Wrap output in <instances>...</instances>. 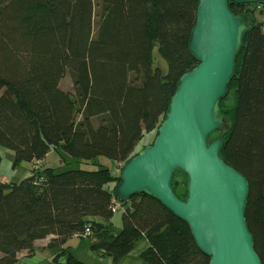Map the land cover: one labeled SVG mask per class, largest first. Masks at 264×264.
<instances>
[{"label":"trees","instance_id":"trees-1","mask_svg":"<svg viewBox=\"0 0 264 264\" xmlns=\"http://www.w3.org/2000/svg\"><path fill=\"white\" fill-rule=\"evenodd\" d=\"M258 5L264 7L230 2L238 14L252 12L255 22L221 100L231 124L221 154L249 181L246 223L264 264ZM197 8L196 0H0V144L13 149L14 165H31L18 182L0 180V264H15L23 250L48 237V247H61L49 264H87L63 247L87 224L92 247L117 263L145 240L141 259L148 264H209L189 225L147 194L121 202L122 226L115 225L121 176L98 160L104 155L124 165L146 146L135 153L146 132L157 133L181 76L198 64L189 50ZM67 74L72 89L62 86ZM53 151L60 165L35 166ZM65 154L84 166L69 168ZM187 184V175L175 171L172 186L181 199Z\"/></svg>","mask_w":264,"mask_h":264},{"label":"water","instance_id":"water-1","mask_svg":"<svg viewBox=\"0 0 264 264\" xmlns=\"http://www.w3.org/2000/svg\"><path fill=\"white\" fill-rule=\"evenodd\" d=\"M196 1L189 50L198 64L181 76L153 142L122 167L114 195L121 202L138 193L157 199L189 225L209 264H263L246 223L249 181L221 154L231 128L221 100L255 22L252 12L238 14L230 2L264 5V0ZM177 170L188 177L184 199L172 186Z\"/></svg>","mask_w":264,"mask_h":264},{"label":"rangeland","instance_id":"rangeland-1","mask_svg":"<svg viewBox=\"0 0 264 264\" xmlns=\"http://www.w3.org/2000/svg\"><path fill=\"white\" fill-rule=\"evenodd\" d=\"M254 8V7H253ZM264 7L258 6L255 9L256 18L259 20H264ZM261 9L263 13H261ZM62 86L66 89H72V80L69 74H67L62 80ZM233 91L230 94V103L232 104ZM156 136L154 131L146 132L144 138L139 142L135 153L140 150L144 145L151 144ZM217 136V135H216ZM215 136V137H216ZM0 178L9 179V181L18 182L23 178L27 177L30 173V163L27 161L21 162L19 165H14V151L11 148L3 146L0 144ZM66 160L69 164V168L83 167L84 164L76 162L71 156L65 154ZM100 162L108 165L111 170H116L119 173L124 166L122 163L110 159L107 156H100L98 159ZM61 162V155L59 152H52L50 162L47 163L52 166H58ZM118 163V164H117ZM117 164V166H116ZM117 167V168H115ZM120 174V173H119ZM180 182H184V178L178 177ZM185 184H182L180 190L183 191ZM183 193V192H182ZM113 221L119 228L122 226V217L120 212H116L113 217ZM92 238H76L75 245H73L76 256L81 260L85 261L87 264H148L142 259H132L128 257H123L118 263L114 261L112 256L103 254V250L99 248L92 247ZM129 255V254H128ZM49 258V259H48ZM51 258L48 256L47 252L44 250H37L36 253L29 256H22L17 260L15 264H49Z\"/></svg>","mask_w":264,"mask_h":264},{"label":"crops","instance_id":"crops-1","mask_svg":"<svg viewBox=\"0 0 264 264\" xmlns=\"http://www.w3.org/2000/svg\"><path fill=\"white\" fill-rule=\"evenodd\" d=\"M51 156H52V152H50V154L46 157V158H44L43 160H41V164H47V163H49L50 162V158H51ZM118 164V163H117ZM117 164H116V166H117ZM115 168H117V167H115ZM114 171V173L117 175V174H119V173H117V171L116 170H113ZM0 180L1 181H9V179H5L4 177L3 178H0ZM96 219V218H95ZM50 238L51 237H48V238H46V239H41V240H38L37 242H36V244H35V248H34V250L33 251H27V250H23L22 252H21V256H29V255H33L34 253H36V251L37 250H44V251H46L47 252V254H48V256L50 257V258H52V256H53V254L56 252V251H58L59 249H61V247H48V243H49V241H50ZM76 238H80V237H78V236H73V237H70L68 240H67V242L64 244V246L63 247H70V249H71V251L74 253V254H76V252L74 251V248H73V245H75V240H76ZM86 239H88V238H86ZM149 246V243L147 242V241H142V242H140L136 247H135V249L131 252V253H129V255H127L126 257H128V258H132V259H137V258H139L140 260H141V253H142V251L143 250H145L147 247ZM103 254H105L104 252H103ZM107 255V254H106ZM110 256V255H109ZM49 259V258H48Z\"/></svg>","mask_w":264,"mask_h":264},{"label":"built area","instance_id":"built-area-1","mask_svg":"<svg viewBox=\"0 0 264 264\" xmlns=\"http://www.w3.org/2000/svg\"><path fill=\"white\" fill-rule=\"evenodd\" d=\"M258 7L261 8V5H258ZM34 164H36L35 166L40 165L41 161L40 160L35 161ZM120 205H121V201L115 197L113 199V207H112L113 212L118 211ZM92 234H93L92 227L90 224H87L85 227V230L83 231V233L81 235V237L89 238Z\"/></svg>","mask_w":264,"mask_h":264},{"label":"flooded vegetation","instance_id":"flooded-vegetation-1","mask_svg":"<svg viewBox=\"0 0 264 264\" xmlns=\"http://www.w3.org/2000/svg\"><path fill=\"white\" fill-rule=\"evenodd\" d=\"M255 4V3H254Z\"/></svg>","mask_w":264,"mask_h":264}]
</instances>
